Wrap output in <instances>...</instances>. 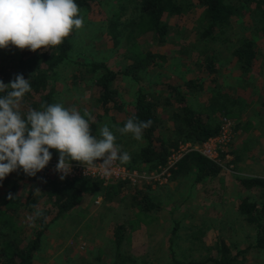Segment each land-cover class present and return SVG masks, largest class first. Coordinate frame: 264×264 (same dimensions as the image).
I'll use <instances>...</instances> for the list:
<instances>
[{"label": "rangeland", "instance_id": "rangeland-1", "mask_svg": "<svg viewBox=\"0 0 264 264\" xmlns=\"http://www.w3.org/2000/svg\"><path fill=\"white\" fill-rule=\"evenodd\" d=\"M141 1L91 0L85 9L75 0L84 26L72 31L68 62L60 65L52 78V104L75 107L81 115L88 112L96 137L107 124L117 145L130 153V163L116 161L124 174L103 183L82 176L61 180L54 166L45 169L56 175L54 178L40 172L28 176L22 169L10 173L0 181V253L28 248L47 224L32 264H113L118 228L124 232L119 255L135 260L128 259L127 264H168L170 240L176 259L184 264L216 258L222 243L233 253L246 250L242 264H264V250L251 247L254 229L238 211L242 200L259 202L262 195L242 189L237 181L264 178V34L260 15L250 5L252 13L242 11L231 19L222 37L207 40L201 37L200 11L191 5L181 15L165 19L168 34L159 42L151 34L132 30ZM244 43L256 54L247 71L234 54ZM146 52L163 56L165 61H157L141 73L140 83L126 77L113 83L118 109L98 106L95 81L99 75L86 73L81 65L102 63L115 72H126L134 59ZM20 53L12 46L0 49V64L16 66ZM210 59L212 65L207 64ZM188 81L195 82V88L187 89ZM175 87L204 123L217 129L225 120L231 124V143L219 149L215 177L196 182L194 172L173 175L177 163L169 167L176 151L195 145L191 142L177 141L165 164L152 166L140 160L143 139L137 141L130 133L116 131L131 117L137 90L142 88L159 101L160 124L155 135L172 143V113L178 109ZM165 100L171 106L162 105ZM66 181L73 182L81 196L71 210L54 220L55 199L49 196L48 183L62 185ZM13 185H17L16 191ZM108 190L111 198L105 200ZM13 196L19 201L14 202Z\"/></svg>", "mask_w": 264, "mask_h": 264}, {"label": "trees", "instance_id": "trees-1", "mask_svg": "<svg viewBox=\"0 0 264 264\" xmlns=\"http://www.w3.org/2000/svg\"><path fill=\"white\" fill-rule=\"evenodd\" d=\"M90 1L80 0L83 5L82 7L85 9L88 8ZM191 5L200 11L198 24L202 30L201 37L207 40H216L222 37L231 19L240 16L242 11L252 13L250 5H253L254 12L256 11L260 15V30L264 34V0H142L139 6L138 20L132 22V30L140 35L151 34L159 42H163L169 30L165 19L181 15ZM71 48L72 40L70 34L57 47L41 49L36 52H31L27 49L21 51L20 59L16 66H2L0 64V81L5 85L14 80L18 74L23 75L26 80L30 81L32 90L25 94L21 109L25 118L28 107L40 110L41 104H52V78L55 70L60 65L68 62ZM234 54L244 70L251 66V63L256 57L249 43H244L240 48L234 50ZM157 61L163 62L165 58L151 52H146L141 57L135 58L126 72H115L102 63L79 65L84 68L86 73L99 75L95 81L97 89L96 103L98 106L104 109H109L110 106H113L118 109L113 83L120 77H126L136 83H140V74L154 66ZM207 64L212 65L213 60L210 59ZM195 86L196 83L193 81L185 83V87L189 90H192ZM173 90H175L178 109L172 113L173 134L175 136V140L172 143L160 140L155 135L160 124V118L157 112L159 101L142 88H138L137 90L134 100V111L131 117L135 116L140 121H152L151 127L144 130L143 133L145 145L139 153L140 160L143 163L152 166L164 165L170 149L176 147L177 141L181 140L183 142L201 144L207 139L218 135L219 129L211 127L201 121L188 106L185 96L177 91V87ZM3 95L5 93H0V96ZM162 105L171 106V102L165 100ZM90 128L92 134L95 136V124L90 123ZM157 143H159V147H157ZM51 153V160H58V153L55 150H51ZM70 163L78 164L75 161ZM176 166L177 170L172 171L173 175L184 176L190 172H194L196 182L203 178L215 177L219 172L216 164L206 160L197 152L185 154L177 162ZM237 181L242 189L246 191H257L262 195L259 202L248 199L242 200L238 205V211L254 229L255 238L251 247L264 250V178H241ZM48 186L50 187L49 196L55 199V220L74 207L76 201L81 196V192L73 182L68 181L62 185L51 182L48 183ZM11 188L16 191L17 185H13ZM109 190L103 195L105 200L111 198ZM144 200H146L145 197H142V201ZM13 201L18 202L19 199L13 196ZM145 208L148 210L147 206ZM1 214L2 212H0ZM47 228V224L41 227L28 248L22 250L14 249L3 252L2 254L0 253V264H32V259L39 249L41 237ZM123 235V229L118 228L116 235L117 256L113 264H127L128 259L131 262H135L132 257H121L119 255ZM168 248V264H184L176 259L171 240L169 241ZM245 252L246 250L244 249L233 253L226 244L222 243L217 248V257L207 259L202 264H242Z\"/></svg>", "mask_w": 264, "mask_h": 264}, {"label": "clouds", "instance_id": "clouds-1", "mask_svg": "<svg viewBox=\"0 0 264 264\" xmlns=\"http://www.w3.org/2000/svg\"><path fill=\"white\" fill-rule=\"evenodd\" d=\"M83 26L75 0H0V49L54 48ZM31 90L30 81L21 74L7 85L0 81V93H5L0 96V181L17 169L35 176L51 161V150L58 153L55 171L61 180L70 174L72 161L100 168L105 176L114 162L130 163V153L117 145L107 124L101 127L99 138L92 134L88 112L81 115L75 107L61 103L41 104L40 110L28 107L25 118L22 103ZM151 125V120L132 116L116 131L141 141Z\"/></svg>", "mask_w": 264, "mask_h": 264}, {"label": "built area", "instance_id": "built-area-1", "mask_svg": "<svg viewBox=\"0 0 264 264\" xmlns=\"http://www.w3.org/2000/svg\"><path fill=\"white\" fill-rule=\"evenodd\" d=\"M230 126H231L230 122L225 120L224 123H222V126L219 128V132L217 136L211 137L201 144H195V145L187 144L184 145V147H179V149L176 151L178 152V155L175 157L174 164L171 165L169 168L173 167L185 154L189 152H197L206 160L213 162L217 166H220L218 152L220 148L227 147L231 143L232 132L230 131ZM171 157L173 158L174 154L171 155ZM57 162L58 160H51L49 164L45 167V169L49 168L50 166L55 167ZM100 162L101 161H98L97 163ZM84 167L80 164L71 163V172L70 174L67 175L68 178H74L75 176H82V177L96 179L105 183L110 180L120 179L121 176L124 174V169L118 166L116 162L112 164L110 174L107 176L104 175L103 170L100 168H91L87 165H85ZM45 169L40 171L42 175L50 176V178L56 177V175L52 173L47 174ZM131 176L133 175L129 176V180L131 179Z\"/></svg>", "mask_w": 264, "mask_h": 264}]
</instances>
